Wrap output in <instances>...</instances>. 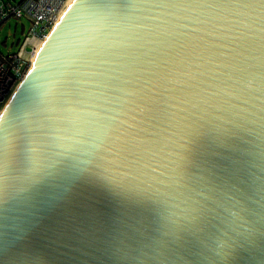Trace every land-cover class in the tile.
Instances as JSON below:
<instances>
[{
  "label": "water",
  "instance_id": "obj_1",
  "mask_svg": "<svg viewBox=\"0 0 264 264\" xmlns=\"http://www.w3.org/2000/svg\"><path fill=\"white\" fill-rule=\"evenodd\" d=\"M0 116V264H264V0H74Z\"/></svg>",
  "mask_w": 264,
  "mask_h": 264
},
{
  "label": "built area",
  "instance_id": "obj_2",
  "mask_svg": "<svg viewBox=\"0 0 264 264\" xmlns=\"http://www.w3.org/2000/svg\"><path fill=\"white\" fill-rule=\"evenodd\" d=\"M67 0H0V22L26 18L30 22L26 38L44 40ZM36 45L24 55L19 50L0 55V110L7 102L16 84L30 67V58Z\"/></svg>",
  "mask_w": 264,
  "mask_h": 264
},
{
  "label": "rangeland",
  "instance_id": "obj_3",
  "mask_svg": "<svg viewBox=\"0 0 264 264\" xmlns=\"http://www.w3.org/2000/svg\"><path fill=\"white\" fill-rule=\"evenodd\" d=\"M2 23H0L1 25ZM30 22L26 18H9L0 28V55L17 50V43L23 41L28 34ZM4 42L6 46H4ZM13 43V46H11ZM9 46L12 48L9 51Z\"/></svg>",
  "mask_w": 264,
  "mask_h": 264
},
{
  "label": "bare ground",
  "instance_id": "obj_4",
  "mask_svg": "<svg viewBox=\"0 0 264 264\" xmlns=\"http://www.w3.org/2000/svg\"><path fill=\"white\" fill-rule=\"evenodd\" d=\"M74 0H67L65 2V5L64 7L62 8V10L60 11L58 17H57V20L54 22V25L52 28H54L55 24L57 23V21L59 20V18L63 15V13L67 10V8L70 6V4L73 2ZM44 41L41 40L38 42L37 44V47L35 48V51L34 53L31 55V58H30V67L29 69L27 70V72L25 73V75L22 77V79L16 84V86L14 87L11 95L9 96L7 102L4 104V106L2 107V109L0 110V116L2 114V112L4 111L5 109V106L8 104V102L10 101V99L12 98L13 94L16 92L17 88L19 87V85L21 84L22 80L25 78L26 74L29 72V70L32 68L33 66V62H34V59L35 57L37 56L39 50L41 49L42 45H43Z\"/></svg>",
  "mask_w": 264,
  "mask_h": 264
},
{
  "label": "crops",
  "instance_id": "obj_5",
  "mask_svg": "<svg viewBox=\"0 0 264 264\" xmlns=\"http://www.w3.org/2000/svg\"><path fill=\"white\" fill-rule=\"evenodd\" d=\"M12 1H18V0H12ZM4 21H6V20H4ZM4 21H2L0 23L3 24ZM2 24L0 25V28L2 27ZM38 42L39 41L35 40L34 38H26V36H25L23 41H20V42L17 43V45H16V46H18L17 50L22 52L24 55H27V50H29V47L31 45H36V47H37ZM4 46H6L5 42H4ZM11 46H13V43H11ZM11 46H9V51L12 48ZM17 50H14V51H17Z\"/></svg>",
  "mask_w": 264,
  "mask_h": 264
}]
</instances>
